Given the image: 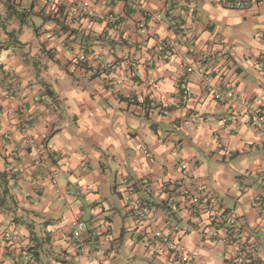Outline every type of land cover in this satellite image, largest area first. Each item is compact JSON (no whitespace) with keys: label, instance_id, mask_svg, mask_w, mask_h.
Here are the masks:
<instances>
[{"label":"clouds","instance_id":"clouds-1","mask_svg":"<svg viewBox=\"0 0 264 264\" xmlns=\"http://www.w3.org/2000/svg\"><path fill=\"white\" fill-rule=\"evenodd\" d=\"M0 264H264V0H0Z\"/></svg>","mask_w":264,"mask_h":264}]
</instances>
